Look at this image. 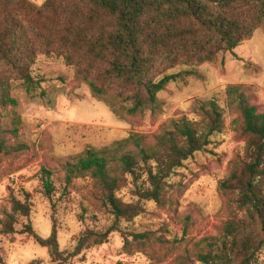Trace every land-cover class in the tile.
Listing matches in <instances>:
<instances>
[{
	"label": "trees",
	"instance_id": "1",
	"mask_svg": "<svg viewBox=\"0 0 264 264\" xmlns=\"http://www.w3.org/2000/svg\"><path fill=\"white\" fill-rule=\"evenodd\" d=\"M263 20L264 0H45L39 7L28 0H0V67L10 75L0 77V115L17 108L14 89L30 96L40 86L42 79L30 69L37 54L76 62V76L96 97L111 90L105 83L117 84L113 97L130 103V115L154 109L169 84L198 77V64L232 52ZM235 101L247 140L243 158L220 187L232 195L231 204L244 217L227 221L217 237L201 239L193 254L177 264H256L264 246V113L258 114L242 94ZM200 112L199 122L173 123L152 146L131 136L110 148L86 150L64 165L58 188L51 171H40L42 192L50 203L55 193L64 196L73 181L90 178L94 195L111 216L106 229H85L67 252L59 251L54 227L47 239L35 235L29 223L24 232L56 262L107 243L113 233L124 238V249L129 238L140 244L160 242L156 232L135 233L122 224L142 214L146 202L164 206L172 177L222 132V111L215 102L201 106ZM15 116L10 129L0 128V154L5 156L27 150L22 143L9 142L18 135L20 119ZM127 185L133 199L123 202L118 193ZM23 196H11L1 233L14 234L19 221L29 219L30 197ZM85 218L79 216L82 223Z\"/></svg>",
	"mask_w": 264,
	"mask_h": 264
},
{
	"label": "rangeland",
	"instance_id": "2",
	"mask_svg": "<svg viewBox=\"0 0 264 264\" xmlns=\"http://www.w3.org/2000/svg\"><path fill=\"white\" fill-rule=\"evenodd\" d=\"M28 1L38 7L45 2ZM78 67L76 62L37 54L30 69L42 79L40 86L30 96L14 89L11 95L18 101L17 108L0 115L4 131L10 129L13 115L20 119L17 138L9 142L27 147L18 156L0 154V221L10 211L11 196L24 200L26 193L32 205L29 219L20 220L14 234H3L0 228V264H177V259L193 254L201 239L217 237L227 221L244 217L231 204L232 195L220 186L243 158L247 140L241 133L236 96L242 94L258 114L264 113V20L232 52L198 64V77L169 84L159 93L154 109L136 115L128 114L130 103L114 99L117 84L105 83L111 87L108 94L94 96L76 76ZM0 77L10 78L9 71L0 67ZM212 101L222 111V132L172 177L164 206L146 202L142 214L122 224L135 233L156 232L160 242L140 244L129 238L124 249V238L113 233L107 243L56 262L32 234L24 232L23 225L29 223L35 235L47 239L54 227L59 251L67 252L85 229H106L111 216L94 195L90 178L73 181L64 196L57 192L50 203L42 192L40 171H51L58 188L64 165L86 150L110 148L131 136L143 137L152 146L158 136L173 129V123L199 122L200 107ZM128 188L118 193L123 202L133 199ZM256 264H264V246Z\"/></svg>",
	"mask_w": 264,
	"mask_h": 264
}]
</instances>
